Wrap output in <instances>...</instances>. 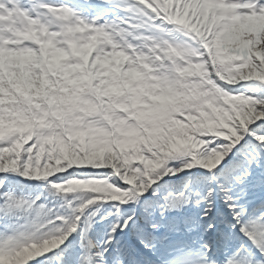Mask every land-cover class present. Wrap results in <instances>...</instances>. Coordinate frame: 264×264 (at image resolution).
<instances>
[{"label": "snow or ice", "instance_id": "1", "mask_svg": "<svg viewBox=\"0 0 264 264\" xmlns=\"http://www.w3.org/2000/svg\"><path fill=\"white\" fill-rule=\"evenodd\" d=\"M0 264H264V0H0Z\"/></svg>", "mask_w": 264, "mask_h": 264}]
</instances>
